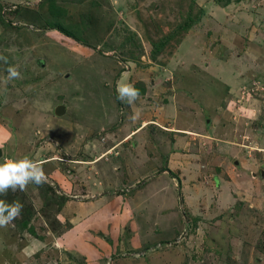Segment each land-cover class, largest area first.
I'll return each instance as SVG.
<instances>
[{"label": "rangeland", "instance_id": "rangeland-1", "mask_svg": "<svg viewBox=\"0 0 264 264\" xmlns=\"http://www.w3.org/2000/svg\"><path fill=\"white\" fill-rule=\"evenodd\" d=\"M118 76L183 135L118 143L141 120L116 99ZM25 158L47 183L0 195L23 205L0 228V264H264V0H0V163ZM95 210L111 212L116 250ZM130 220L144 239L128 250ZM71 231L96 251L73 253Z\"/></svg>", "mask_w": 264, "mask_h": 264}, {"label": "crops", "instance_id": "crops-1", "mask_svg": "<svg viewBox=\"0 0 264 264\" xmlns=\"http://www.w3.org/2000/svg\"><path fill=\"white\" fill-rule=\"evenodd\" d=\"M121 77L122 76H118V79L116 80V85H115L114 88H117V85L119 84V82H120L119 80L121 79ZM141 96L142 95H140L139 98H141ZM134 104H132L130 106L131 116H133V115L138 113V118L136 120H134V121L137 122V121H139L141 119L140 123L134 125L133 126L134 128L132 130H130L129 132H127V133L125 132L124 137H122L118 143H120L122 141L123 142H128V141L131 140L133 142V145L135 146V147L133 146L134 148H132V150L140 152L139 150H145V149L155 150L154 146L152 144L153 143L156 144V141L160 140V139L163 141L162 138H160V139L159 138L152 139L153 135L151 133V130L154 131L156 128H158L159 130H162V131L164 130L163 132H166L165 137H167L169 134H173V136H179V134L183 135L182 132H184V131L181 130V129H175V128L171 127V126L162 125L163 122H165V120H163V117H162V112H161L162 108H160L159 110H154V107H151L150 105H145V104L143 105L142 104V105L137 106V105H134ZM143 109H145V110H143ZM160 117H162V119H160ZM145 129H148L145 132V133H148V134L145 135V133H144V135L141 138L137 139L138 136L140 135V133L142 131H145ZM79 132H80V130H79ZM174 133H176V134H174ZM80 134L82 135L83 133H80ZM6 135H9V134L6 133ZM157 135H159V134L157 133ZM157 135L155 134V136H157ZM178 149L180 150L181 148H178ZM105 152H102L101 155L99 154L98 156L94 157L93 159L90 158V159H86L85 161L83 160L84 158H78V159H76L77 162L73 161L72 164H74L73 165L74 167H81L82 164H89L90 165L89 167L93 168L95 166V164H97L99 162V160H101L100 159L101 157L102 158H106V157L112 156V154L115 153V152H112V150H111V153L110 152L105 153ZM145 152L146 153H150L148 151H145ZM103 154L106 155V156H104ZM164 154L167 156L166 160L168 161V167H169L172 164L171 158H174L178 154V152H176L174 154L173 153H167V154L164 153ZM151 155H152V153H151ZM151 155L149 154L148 156H151ZM116 156H118V155H116ZM133 158L135 159V157H133ZM53 161L54 160H50L49 162H53ZM100 166H102V165H100ZM163 170H165V169H163ZM108 172H110V171H108ZM91 174L92 173H87V174H84L83 176H86V178H87L88 176H93ZM162 174H164V173H162ZM49 176H50L49 178H51L52 180H55V183H58L60 185L61 189H63L61 187V184L64 185V186L65 185L68 186L73 181L72 179L70 180L69 176L68 177H62V176H60V174H58L55 171H51V174ZM114 177L115 176H113V180L114 179L116 180V178H114ZM114 182L116 183V181H114ZM138 182L139 181H137L136 184H139ZM140 184H141L140 187H143L145 185V183L143 184V183H141V181H140ZM64 189L68 190V189H70V187L69 188L67 187V188H64ZM140 189H142V188H140ZM93 191H97V190L93 189V190H90V191L85 190V192L82 191V192H84V193H86L88 195V196L87 195H83V196H87V198L91 199L92 196L90 195L91 193L89 194V192H93ZM101 199L103 200V198H101ZM98 202H100V199H99V201H95V203H97V204H98ZM113 202H114V204H119V203L122 202V205H124L125 209H126V206H127L126 205V200L124 201L121 197H116V196L113 197ZM103 203H104V201L102 202V205H103ZM118 208H119V206H118ZM90 209H92V208L90 207ZM99 209L102 211V207H99ZM95 211L97 212L96 220L93 221L94 218H92V215H90L91 217H89V218L94 223L97 224L98 228L100 229V231H102V233L116 235L115 239H117V242H114V240L110 236V238L112 239V242L110 241V245H112L115 248L114 250H116L120 246L119 245V243H120L119 242V240H120L119 232L114 231V228H112V226H110V225L107 226V224L104 222L108 216H109V218H112V215H110L111 212L109 213V215H105L104 218L102 219V212L99 213L98 210H95ZM106 212H107V209H106ZM125 217H126V215H125ZM130 219H132V218L130 217ZM97 220H99V221H97ZM127 223L129 224L130 231H131V232H129L130 238L127 239V240L130 241V243H129L130 247H127V249L129 250V249H132V247L134 245L135 246L136 245H140V242H142L143 241L142 239H144V238H142V236H143L142 232L139 233V234L136 233V232L135 233L133 232V231H136V226H135V223L132 220H130ZM109 231H113L114 233L109 232ZM70 236L73 237V243L76 240L75 241V245H78L77 247H73L72 248L73 253H75L76 255H77V253L83 255L86 252H95L96 251V249L93 248V246L90 244V242H89L90 245H88L87 239H85V240L83 239L82 240V244H81V247H80L81 236L75 237V235L72 234V231L70 232ZM103 236L106 237L105 235H103ZM71 237H70V241H71ZM34 239L37 240V243H36L35 246H36V248H39L38 251L40 252V250H42L45 247L44 246V242L41 239H39V238H34ZM123 240H124V238H123ZM102 243H104V242L102 241ZM30 245H31V243H30ZM122 246H124V245H122ZM122 246L120 248H122ZM29 247H31V246H29ZM38 251H36L35 253H37ZM24 253H25V251H24ZM82 263L83 262L81 261V262H78V263L69 262L68 264H82ZM103 263L104 264H109V263L104 262V260H103ZM33 264H36V263H33ZM55 264H58V262L55 263Z\"/></svg>", "mask_w": 264, "mask_h": 264}, {"label": "clouds", "instance_id": "clouds-1", "mask_svg": "<svg viewBox=\"0 0 264 264\" xmlns=\"http://www.w3.org/2000/svg\"><path fill=\"white\" fill-rule=\"evenodd\" d=\"M19 72L10 67L8 69L7 80L18 79ZM117 99L121 103L132 105L139 99L140 93L131 84H118L116 88ZM138 113L131 116V120H136ZM47 183V177L42 166L31 159L6 160L0 163V195H7L9 190L12 192L25 191L29 184L37 187ZM23 209L19 201L11 204L0 200V228H7L16 220Z\"/></svg>", "mask_w": 264, "mask_h": 264}, {"label": "trees", "instance_id": "trees-1", "mask_svg": "<svg viewBox=\"0 0 264 264\" xmlns=\"http://www.w3.org/2000/svg\"><path fill=\"white\" fill-rule=\"evenodd\" d=\"M193 23V20L190 16V14H187V16L185 17V19L182 21L181 24H178V26L176 27L178 30H183L185 31L191 24ZM59 31V29H57ZM65 34V33H64ZM169 39L168 36H166L163 40L159 41L158 43L155 44L154 46V49L156 51V49L158 48V46H162L167 40ZM116 99H117V96H116ZM21 224H25L24 222H22ZM25 228V226H23ZM26 230L28 231V234H31L32 236L35 237L34 233L32 232L31 229H27ZM31 230V231H29Z\"/></svg>", "mask_w": 264, "mask_h": 264}, {"label": "water", "instance_id": "water-1", "mask_svg": "<svg viewBox=\"0 0 264 264\" xmlns=\"http://www.w3.org/2000/svg\"><path fill=\"white\" fill-rule=\"evenodd\" d=\"M62 111H63V107L58 105L55 107L54 111H53V114L55 116H58V115H61L62 114ZM260 177L261 179H264V172L260 170Z\"/></svg>", "mask_w": 264, "mask_h": 264}, {"label": "built area", "instance_id": "built-area-1", "mask_svg": "<svg viewBox=\"0 0 264 264\" xmlns=\"http://www.w3.org/2000/svg\"><path fill=\"white\" fill-rule=\"evenodd\" d=\"M133 256H136L137 257L138 256V253H134Z\"/></svg>", "mask_w": 264, "mask_h": 264}, {"label": "flooded vegetation", "instance_id": "flooded-vegetation-1", "mask_svg": "<svg viewBox=\"0 0 264 264\" xmlns=\"http://www.w3.org/2000/svg\"><path fill=\"white\" fill-rule=\"evenodd\" d=\"M258 175H259V177H260V171H258ZM252 176H254V174H252ZM261 178V177H260Z\"/></svg>", "mask_w": 264, "mask_h": 264}]
</instances>
